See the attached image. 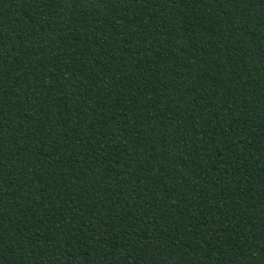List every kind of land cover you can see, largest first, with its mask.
Listing matches in <instances>:
<instances>
[{
	"label": "trees",
	"instance_id": "1",
	"mask_svg": "<svg viewBox=\"0 0 264 264\" xmlns=\"http://www.w3.org/2000/svg\"><path fill=\"white\" fill-rule=\"evenodd\" d=\"M0 264H264V0H0Z\"/></svg>",
	"mask_w": 264,
	"mask_h": 264
}]
</instances>
